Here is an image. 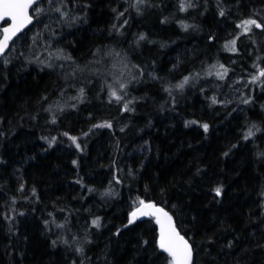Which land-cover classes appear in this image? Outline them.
<instances>
[{
  "label": "trees",
  "instance_id": "obj_1",
  "mask_svg": "<svg viewBox=\"0 0 264 264\" xmlns=\"http://www.w3.org/2000/svg\"><path fill=\"white\" fill-rule=\"evenodd\" d=\"M32 13L0 58V264H171L155 217L129 224L140 200L191 264H264V27L240 26L264 25V0Z\"/></svg>",
  "mask_w": 264,
  "mask_h": 264
},
{
  "label": "snow or ice",
  "instance_id": "obj_2",
  "mask_svg": "<svg viewBox=\"0 0 264 264\" xmlns=\"http://www.w3.org/2000/svg\"><path fill=\"white\" fill-rule=\"evenodd\" d=\"M49 2L51 3V0H49ZM137 2L141 3L143 0H137ZM34 4H37V0H0V21L5 20L6 18L11 20V25L3 28V39H0V56L4 54V51L8 47V42L12 36H14L15 33L26 24L31 22L32 17L29 15V9L32 8ZM181 8L182 10H186L183 4L181 5ZM34 11H39V9L37 8ZM57 11H59V9H57ZM220 15H224V12L221 11ZM253 25L256 28L264 27V25H261L255 19L245 20L240 26L244 29V32H248ZM140 39H144V37L141 36ZM230 43V50L235 51L236 41L233 40ZM226 73L227 69H224L223 73H219V75L221 78H223V75ZM260 76H264V71L260 72ZM257 79H259V77H253L254 81ZM187 82L188 78H185V80L181 84L177 85V87L182 88ZM81 94H83V89H81ZM111 95L117 100L122 99V97L118 96L115 91H112ZM213 102H215V98H213ZM124 109L126 111L129 110L127 103L124 104ZM97 127H111V125L102 124L97 125ZM203 127L205 130L208 128L206 124L203 125ZM65 135L67 134L65 133ZM252 135L253 132L250 129L246 138L251 137ZM72 139L75 141L76 138L73 137ZM52 143H54V140ZM77 147H79V144H77ZM215 193L217 196L221 195L222 189L217 187L215 189ZM148 215L155 216L157 224L160 225L159 248L168 253V255L171 257V264H191L192 247L188 241L176 230L172 217L169 215V213L165 212L163 208H158L155 204L151 203L146 204L143 200H140L139 206L131 213L129 224L134 223L139 216ZM92 224L96 227H99V218L93 220ZM53 243H55V241H53Z\"/></svg>",
  "mask_w": 264,
  "mask_h": 264
},
{
  "label": "water",
  "instance_id": "obj_3",
  "mask_svg": "<svg viewBox=\"0 0 264 264\" xmlns=\"http://www.w3.org/2000/svg\"><path fill=\"white\" fill-rule=\"evenodd\" d=\"M41 0H37V3L38 2H40ZM36 4H34L33 6H32V8H30L29 9V15L32 17V19H31V22L30 23H28V24H26L24 27H22L19 31H17L16 33H15V35L14 36H12V38L9 40V42H8V47L5 49V51H4V54L2 55V56H0V58H2L8 51H9V49L11 48V46H12V44H13V42H14V40L17 38V37H19L30 25H32L33 23H34V21H35V17H34V15H33V13H32V9H33V7L35 6ZM11 25V20L10 19H8V18H6L5 20H3V21H0V31H1V34H0V39H3V28L4 27H6V26H10ZM258 29H261V28H258ZM146 204H148V203H151V204H155L156 205V207H158V208H163L164 209V211L165 212H167V213H169L164 207H162L161 205H159V204H156L155 202H153V201H147V200H143ZM139 206V205H138ZM137 206V207H138ZM136 207V208H137ZM136 208L133 210V211H135L136 210ZM170 215V214H169ZM150 216H152V215H148V216H139L136 220H138V219H145V218H148V217H150ZM171 216V215H170ZM153 217H155V216H153ZM156 218V217H155ZM172 220H173V218H172ZM173 223H174V225H175V227H176V230L179 232V234L181 235V236H183L181 233H180V231L178 230V228H177V226H176V224H175V222H174V220H173ZM158 227H159V238H160V225L158 224ZM184 237V236H183ZM185 238V237H184ZM186 239V238H185ZM187 240V239H186ZM188 241V240H187ZM188 243H189V241H188ZM190 244V243H189ZM192 259V258H191Z\"/></svg>",
  "mask_w": 264,
  "mask_h": 264
}]
</instances>
